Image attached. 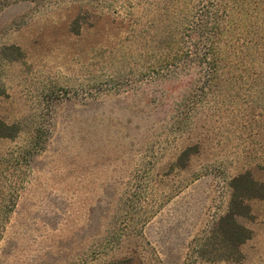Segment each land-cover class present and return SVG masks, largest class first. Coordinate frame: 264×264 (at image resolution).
Segmentation results:
<instances>
[{"label": "rangeland", "instance_id": "1", "mask_svg": "<svg viewBox=\"0 0 264 264\" xmlns=\"http://www.w3.org/2000/svg\"><path fill=\"white\" fill-rule=\"evenodd\" d=\"M0 123V264H264V0H0Z\"/></svg>", "mask_w": 264, "mask_h": 264}, {"label": "trees", "instance_id": "2", "mask_svg": "<svg viewBox=\"0 0 264 264\" xmlns=\"http://www.w3.org/2000/svg\"><path fill=\"white\" fill-rule=\"evenodd\" d=\"M216 25H219L217 15H213ZM227 29L223 28L218 32L217 35V46H221L224 40ZM178 53L180 52L181 57H193L197 59L200 57V52L197 47L189 46L186 43L180 45ZM219 47H217L218 49ZM168 52H173V48H168ZM186 52V53H185ZM202 55V54H201ZM175 56V55H174ZM174 56H168L166 59L169 60L166 63L167 72H170V68H176L179 65V60L175 59ZM153 72V71H152ZM11 127L0 123V137H11L12 132L9 133ZM229 187L231 190L230 198L227 205L225 214L219 218L217 223L216 232L221 238L222 244L228 247V250H237V247L242 242L250 238V231L240 226L236 220L240 216H249V206L247 202L251 199H264V186L254 180L252 175L248 172L240 174L234 177Z\"/></svg>", "mask_w": 264, "mask_h": 264}]
</instances>
